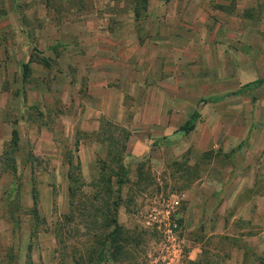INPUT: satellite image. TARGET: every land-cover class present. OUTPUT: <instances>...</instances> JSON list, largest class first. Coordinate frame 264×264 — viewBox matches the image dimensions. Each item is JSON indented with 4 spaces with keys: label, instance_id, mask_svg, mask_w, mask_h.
Returning a JSON list of instances; mask_svg holds the SVG:
<instances>
[{
    "label": "rangeland",
    "instance_id": "obj_1",
    "mask_svg": "<svg viewBox=\"0 0 264 264\" xmlns=\"http://www.w3.org/2000/svg\"><path fill=\"white\" fill-rule=\"evenodd\" d=\"M143 1L0 0V264H264V82L250 84L264 78V0L151 21L167 2ZM172 26L190 47L155 50L154 27ZM129 28L133 50L116 42ZM161 53L158 82L152 64L131 95L99 90L100 64L119 89L110 72ZM112 101L119 122L99 113ZM238 168L252 184L234 204L250 211L227 203ZM205 174L223 191L185 194Z\"/></svg>",
    "mask_w": 264,
    "mask_h": 264
},
{
    "label": "crops",
    "instance_id": "obj_2",
    "mask_svg": "<svg viewBox=\"0 0 264 264\" xmlns=\"http://www.w3.org/2000/svg\"><path fill=\"white\" fill-rule=\"evenodd\" d=\"M158 1L159 4H164V2H167L166 5H159V8H155L154 10H151L150 12H148L147 18L149 19V21H151L154 17L160 19H166V15L165 13L167 12L169 15H173V14H177L178 12L181 13L183 12L184 15H186L189 11L193 10L196 13L199 12H203L204 11H209V8H217L216 6L218 5L217 1H220L221 3L223 1L226 2V0H156ZM148 2H150V0H148ZM204 4H207V9L204 6ZM209 4V5H208ZM204 6V8H203ZM181 7V8H179ZM192 11V12H193ZM215 11H221L218 9H215ZM211 11H209L210 13ZM195 17L198 18L197 15H194ZM199 19V18H198ZM168 32H164L159 28L154 27V32L153 35H155L154 37V43L152 44L153 47L155 48V50H166L168 47H170V45H174L173 48H175L174 50H178V51H183L186 50L190 47V45L192 44L191 41H188V43H184L182 42V39L180 38V36L183 34V29L181 27H179L178 29L174 26L169 27L168 28ZM147 31V30H146ZM104 32V31H102ZM124 33H126V39L127 42L124 44L125 46H128L129 50H133L134 47H136V31L134 28H129V29H121L120 30V38L116 39V42L118 44L123 43L122 39H123V35ZM187 33V32H186ZM188 33H192L190 31H188ZM105 34H107V32L105 31ZM174 38V42H170L171 38ZM147 40H145L144 42H142V47L145 48L146 45L150 44L148 43ZM164 54L161 53L158 56H153L152 59L146 63V60H141L138 64V66H135L133 63H131V61H123L120 64V68L117 69L116 72H110L111 74H113L114 78L118 77L119 79V83H120V87L119 89H112L111 87L107 86L108 83V77L106 76L107 73V68L105 64H100V68H99V72L95 71L93 73V75L95 76V80L98 82V87L99 90L102 91L103 93L106 92L107 90L109 92H114L118 95L121 94H129L131 95L134 90H133V85H137L139 82H142L143 79L138 77V73L139 70L149 74V69L151 68V65L153 64L155 67L154 69V73H152V75H154V79L156 82H158L159 80V75L163 74L161 71H164ZM175 61V59H174ZM115 63V62H114ZM113 64V62L111 63ZM147 65V67H145ZM145 67V69H143ZM151 72L153 70H150ZM159 76V77H158ZM176 79V78H175ZM150 87L148 86L147 89H149ZM90 89V88H88ZM89 92V91H88ZM91 93V92H90ZM177 94V93H176ZM114 98V97H113ZM102 107H101V111L99 112L100 115H106L105 110L108 109L107 107H111L113 109V120L115 121H120L121 117H122V112L120 110L121 108V103L118 101H112L110 104H107L105 102H102ZM100 104V105H101ZM176 107V106H175ZM175 107L172 106H168V105H161L160 107V114H165L170 115L175 113L174 111L177 110ZM107 117V116H105ZM163 123L157 120L151 119L150 120V125H160L161 128L166 129L168 127V122H166V120H162ZM130 124L129 122L125 121V125ZM135 136H131L129 137V139L131 140L132 138H134ZM137 138V137H136ZM139 138V137H138ZM140 138H144V137H140ZM129 143V142H128ZM143 152V150H141ZM231 171V172H230ZM237 171V172H236ZM239 171H240V175H239ZM229 174V179L232 183V185H230V188H226L225 189V194L227 196V203L228 206L231 210H238V211H250V209H252V205L248 204L247 202H243V203H238V204H234L237 200L238 194L242 193L244 191H246L248 188L251 187L252 184V180H251V172L248 170V168H245L244 170H239V168L237 170H228V172L225 175V179H227V175ZM224 179V180H225ZM244 180V182L241 184L242 180ZM224 180H222L219 176H215V175H209V174H205L200 180H198L188 191H185V194H191L193 195L194 192L203 194V195H207V196H212L211 198H215V196L217 194H220V192H222V186H224ZM200 196V195H199ZM256 198V197H255ZM257 200V199H256ZM234 201V202H233ZM237 203V202H236ZM257 208L259 209L260 207L257 206ZM241 215V213H239V216ZM238 216V217H239ZM235 215L231 216L228 221L232 222L235 219ZM207 221L209 220L206 219ZM230 226V224L228 225ZM260 235H262L261 233H255L253 234L251 237H249L246 241H247V245L249 244H254L256 243V240H258V238L260 237ZM233 255L234 257H237L238 259H241L242 255H243V249L241 248H234L233 249Z\"/></svg>",
    "mask_w": 264,
    "mask_h": 264
},
{
    "label": "trees",
    "instance_id": "obj_3",
    "mask_svg": "<svg viewBox=\"0 0 264 264\" xmlns=\"http://www.w3.org/2000/svg\"><path fill=\"white\" fill-rule=\"evenodd\" d=\"M146 1L147 0H144L143 1V5H145L146 6ZM135 14V13H134ZM135 16V15H134ZM262 82H264V78H261V79H257V80H255L254 82H252V83H250L251 85H259V84H261ZM247 85H249V84H247ZM245 87V86H244ZM241 90H237L236 92H234L235 94H238L239 92H240ZM191 118V117H190ZM191 128H192V126L191 125H187L186 123L181 127V131H183V132H187V131H189V130H191ZM11 134H12V136H13V138H14V140L16 139V132L15 131H12L11 132Z\"/></svg>",
    "mask_w": 264,
    "mask_h": 264
}]
</instances>
